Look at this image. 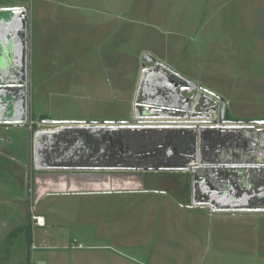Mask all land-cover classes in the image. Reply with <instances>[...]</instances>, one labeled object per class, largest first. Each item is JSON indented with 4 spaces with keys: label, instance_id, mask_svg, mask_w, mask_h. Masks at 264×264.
Returning <instances> with one entry per match:
<instances>
[{
    "label": "crops",
    "instance_id": "1",
    "mask_svg": "<svg viewBox=\"0 0 264 264\" xmlns=\"http://www.w3.org/2000/svg\"><path fill=\"white\" fill-rule=\"evenodd\" d=\"M128 1L22 3L30 9L32 87L42 89V100L65 97L72 114L91 113L96 122L134 119L144 54L174 65L146 48L153 40L145 32L137 36L143 48L122 54L119 68L121 43L136 37L132 26L142 21L130 20ZM25 130L0 125V264H197L207 257V235L210 244L264 259V213H211L191 202L189 174L140 175L109 162L105 151L89 158L74 141L47 137L49 159L36 163Z\"/></svg>",
    "mask_w": 264,
    "mask_h": 264
},
{
    "label": "flooded vegetation",
    "instance_id": "2",
    "mask_svg": "<svg viewBox=\"0 0 264 264\" xmlns=\"http://www.w3.org/2000/svg\"><path fill=\"white\" fill-rule=\"evenodd\" d=\"M21 6L22 0H0V8ZM168 67L180 75L179 81H169L176 83L179 104L184 108L162 110L149 103L155 98L147 97L145 107L151 112L147 117L159 123L107 130L103 133L107 160L140 175L165 170L189 174L191 202L211 213H264V113L241 115L243 103L198 82L206 81V77L191 78ZM27 70L24 66L22 77L16 80L24 92L31 93V64ZM161 72L152 70L150 76L161 78ZM248 87L260 88L261 84L252 82ZM140 104L141 100L138 108ZM29 120L36 128L44 127L37 122L68 121L48 117L34 121L30 113ZM177 121L179 126L173 123ZM46 127L51 130L57 126ZM123 134L128 138L124 139Z\"/></svg>",
    "mask_w": 264,
    "mask_h": 264
},
{
    "label": "rangeland",
    "instance_id": "3",
    "mask_svg": "<svg viewBox=\"0 0 264 264\" xmlns=\"http://www.w3.org/2000/svg\"><path fill=\"white\" fill-rule=\"evenodd\" d=\"M32 1L22 0V3L30 5ZM128 3L133 6L127 7L130 20L136 16L141 17L142 21L138 20L140 23L132 26L137 31L136 37L121 43L120 69L122 54L124 55L128 49V53L135 52L138 48L142 49V40H137V36L148 32L152 35L153 45L151 47L145 45L146 48L153 52L154 48L157 49L156 53L162 57L166 56L174 65L173 68L191 78L198 79V75L204 76L206 81L198 80L200 84L223 92L227 96H234L243 103L240 107L241 115L262 116L264 0H129ZM128 12L125 8L121 9V13ZM164 45H167V48L162 49ZM31 62L32 58L30 64ZM123 73H120L122 74L120 78H125ZM252 82L261 84V87H248V83ZM235 85L236 87H233ZM40 90L42 89L32 87L30 93V114H33L34 121H39L42 115H46L56 120L73 118L76 121L96 122L91 113L72 114L71 112L76 111L69 107L65 97L52 103L42 100L41 94L38 93ZM95 104L97 103L86 106ZM119 106L122 109L128 108V104L125 103ZM258 113L260 115H257ZM100 117L97 119H104ZM130 117L129 114L125 119L116 121L126 122ZM208 240L207 235L204 251L207 252V257L204 264H210V258L211 264H264V259H256L250 254H240L238 253L240 251L232 252L229 247L218 246L219 242L213 239L210 244ZM204 260L197 264H203Z\"/></svg>",
    "mask_w": 264,
    "mask_h": 264
},
{
    "label": "water",
    "instance_id": "4",
    "mask_svg": "<svg viewBox=\"0 0 264 264\" xmlns=\"http://www.w3.org/2000/svg\"><path fill=\"white\" fill-rule=\"evenodd\" d=\"M17 32H19L18 35ZM29 37L30 9L27 6L0 8V125L25 128L29 141H32L34 136V160L36 163L42 158L49 159V152L43 151L47 146V137L48 143L52 137L54 140L74 141V143H80L79 145L81 146L85 145V147L89 149V152H87L88 157L91 159L94 157L93 160H97V156L100 158V153H102V155L104 151L107 153L106 149L96 153L100 145H103V140L106 138L103 133L107 130H124L131 126H140L145 123H159L158 121H149L150 119L155 120V118L147 117V112L149 111L145 107L147 97L155 98L153 102L149 103L160 107L162 110L178 109L179 107L182 109L184 108L179 104V93L176 83L169 81V79L179 81L180 75L150 53H146L143 57L142 73L139 79L137 95L133 103L134 119L132 121H127L123 124H106L102 122L76 120L61 122L51 121L52 123L49 124L43 123V121L42 123L40 122V125H54L57 127L51 130L32 127L29 120L30 93H28V90L24 92L25 90H23L20 83L16 80V78L22 77L24 66H27L29 70ZM156 69L163 71L160 75L161 78L150 76L151 71ZM26 87L28 88V86ZM140 94H142L141 99L139 98ZM140 100L142 104H140L138 108ZM158 100L163 101L161 102ZM149 113L151 112L149 111ZM173 123L179 126L180 122L177 121ZM70 130L73 131L70 132ZM83 130L91 131L92 134L97 133L101 138L92 140L91 138L93 137L88 135V133H80ZM97 134H93V136L95 137ZM83 137H85V139ZM30 154L31 160H33L32 152H30ZM108 155L110 156V154ZM32 162L33 161H31V164ZM218 196L221 198V195L218 194ZM225 199L226 197L222 198V200Z\"/></svg>",
    "mask_w": 264,
    "mask_h": 264
},
{
    "label": "built area",
    "instance_id": "5",
    "mask_svg": "<svg viewBox=\"0 0 264 264\" xmlns=\"http://www.w3.org/2000/svg\"><path fill=\"white\" fill-rule=\"evenodd\" d=\"M33 220H35L37 224H40V225L43 224L42 218L34 217ZM31 264H37V263L31 262Z\"/></svg>",
    "mask_w": 264,
    "mask_h": 264
},
{
    "label": "bare ground",
    "instance_id": "6",
    "mask_svg": "<svg viewBox=\"0 0 264 264\" xmlns=\"http://www.w3.org/2000/svg\"><path fill=\"white\" fill-rule=\"evenodd\" d=\"M18 35V34H17Z\"/></svg>",
    "mask_w": 264,
    "mask_h": 264
}]
</instances>
